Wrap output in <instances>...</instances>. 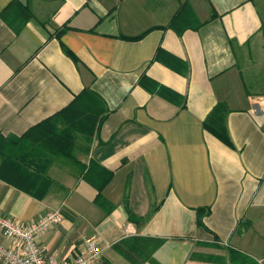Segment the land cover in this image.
Returning <instances> with one entry per match:
<instances>
[{
	"label": "crops",
	"instance_id": "crops-1",
	"mask_svg": "<svg viewBox=\"0 0 264 264\" xmlns=\"http://www.w3.org/2000/svg\"><path fill=\"white\" fill-rule=\"evenodd\" d=\"M84 87L107 113L75 157L113 172L101 191L111 208L59 158L42 199L0 179V215L59 211L38 236L59 260L91 234L98 264H264V0H0V135L23 134ZM219 101L231 144L203 125Z\"/></svg>",
	"mask_w": 264,
	"mask_h": 264
},
{
	"label": "trees",
	"instance_id": "trees-1",
	"mask_svg": "<svg viewBox=\"0 0 264 264\" xmlns=\"http://www.w3.org/2000/svg\"><path fill=\"white\" fill-rule=\"evenodd\" d=\"M187 8L188 5L182 3L171 23L178 22V19L182 22L186 18ZM65 51L77 62L71 52ZM106 113V104L101 96L89 87H84L64 108L31 126L23 134L0 135V179L42 199L53 185H57L48 175V169L56 159L61 158L79 164L82 177L97 190L95 201L101 206L107 205L109 210L111 204H108L101 191L113 172L93 160L88 165H82L75 157L78 141L90 143ZM225 113L226 105L217 102L203 120V125L225 143L231 144ZM128 215L133 218L129 210ZM242 261L237 258V264Z\"/></svg>",
	"mask_w": 264,
	"mask_h": 264
},
{
	"label": "built area",
	"instance_id": "built-area-1",
	"mask_svg": "<svg viewBox=\"0 0 264 264\" xmlns=\"http://www.w3.org/2000/svg\"><path fill=\"white\" fill-rule=\"evenodd\" d=\"M256 110L264 115V96L256 103ZM59 211H49L36 219L23 222L0 215V232L10 241L0 246V262L3 264H98L102 248L94 235L83 237V248L74 257L59 260L54 255L45 257L38 245V236L60 222Z\"/></svg>",
	"mask_w": 264,
	"mask_h": 264
}]
</instances>
